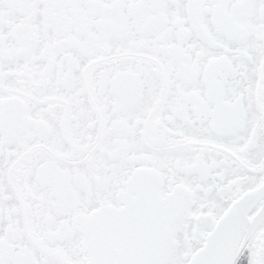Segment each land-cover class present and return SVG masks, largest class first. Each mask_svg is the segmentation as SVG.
<instances>
[{"label": "snow or ice", "instance_id": "1", "mask_svg": "<svg viewBox=\"0 0 264 264\" xmlns=\"http://www.w3.org/2000/svg\"><path fill=\"white\" fill-rule=\"evenodd\" d=\"M0 264H264V0H0Z\"/></svg>", "mask_w": 264, "mask_h": 264}]
</instances>
